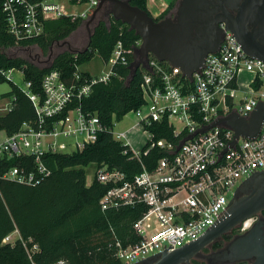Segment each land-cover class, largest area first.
Returning <instances> with one entry per match:
<instances>
[{
  "label": "built area",
  "instance_id": "obj_1",
  "mask_svg": "<svg viewBox=\"0 0 264 264\" xmlns=\"http://www.w3.org/2000/svg\"><path fill=\"white\" fill-rule=\"evenodd\" d=\"M63 1L83 10L77 15L64 13ZM72 1L0 0V17L15 42L25 41L40 37L47 21L73 16L87 20L99 2ZM220 27L224 29L223 24ZM139 45L140 40L135 42L133 53ZM104 64V72L89 77L76 67L69 81L59 70H50L41 78L39 90L25 80L23 68L0 67V83L15 86L28 99L35 116L34 122H22L13 134L0 128V160L20 159L0 175V180L39 185L51 175L47 155L81 152L100 135L109 134L122 147V154L139 166V172L129 177L119 169L91 164L92 174L86 175L85 184L94 181L106 187L99 200L102 210L144 208L132 223L138 241L109 245L121 263L134 264L164 248L171 252L201 235L229 203L237 186L251 175L250 170H264V116L254 139H235L233 129L223 120L213 122L232 112L248 122L257 101L264 102V62L248 56L228 30L223 31L217 51L206 55L203 66L191 78L149 55L145 67H140L143 102L128 112L135 122L122 132L112 130L116 120L106 125L95 112L81 106L94 85L108 83L116 76L117 66L128 64L121 41L116 42ZM15 72L21 75L23 86L13 80ZM10 92L0 94V118L14 107L16 97ZM165 128L171 139H157ZM60 138L65 141L59 142ZM139 138L143 142L136 149L133 141ZM154 149L162 155L145 162ZM149 219L151 224L146 223ZM252 223L250 218L236 228L244 232ZM1 243H19L30 264H39L34 259L38 244L23 238L17 229ZM52 264L69 263L59 259Z\"/></svg>",
  "mask_w": 264,
  "mask_h": 264
},
{
  "label": "trees",
  "instance_id": "obj_2",
  "mask_svg": "<svg viewBox=\"0 0 264 264\" xmlns=\"http://www.w3.org/2000/svg\"><path fill=\"white\" fill-rule=\"evenodd\" d=\"M85 1L72 2L81 4ZM129 3L150 15L147 0H129ZM168 9L154 20L166 17ZM108 11L109 4L104 3L90 23L93 24L90 42L87 37L80 45L81 50L58 53L47 66L10 56L7 51L35 46L46 55L54 43L70 38L73 32L85 24V20L73 16L47 21L40 37L15 42L6 32L5 23L0 17V67L23 68L25 80L32 82L34 90H39L41 78L50 70H59L63 79L69 81L75 68H80L94 56L105 63L116 42L121 41L128 64L117 66L116 76L111 77L106 84L94 85L90 94L81 101L83 110L95 112L103 123L111 125L113 120L118 121L129 111L137 109L143 100L140 90L141 69L138 68L130 77L128 67L133 60L135 42L140 39L128 25L111 16L106 19ZM87 45L88 49L83 51ZM80 73L85 77L90 76L81 70ZM9 94L14 95L16 101L13 109L0 118V128L7 134H13L22 122H34L35 116L30 102L15 86H11ZM169 134V129L165 128L157 135V139H171ZM161 155L162 152L154 149L144 161ZM18 161L19 158L0 160V175ZM46 164L51 175L39 185L25 186L0 180V264H30L19 243L13 246L1 243L14 229L23 238H31L38 244L39 253L34 259L39 264H52L59 259H65L69 264H122L109 245L114 241H120L123 246L138 241L132 223L141 216L144 208L136 206L102 210L99 200L106 187L94 181L86 186V168L91 164L97 167L107 165L130 177L139 172V166L122 154V147L109 134L100 135L95 144L85 147L81 152L49 154Z\"/></svg>",
  "mask_w": 264,
  "mask_h": 264
},
{
  "label": "water",
  "instance_id": "obj_3",
  "mask_svg": "<svg viewBox=\"0 0 264 264\" xmlns=\"http://www.w3.org/2000/svg\"><path fill=\"white\" fill-rule=\"evenodd\" d=\"M104 3L109 4L108 15L128 25L140 39V45L133 53L137 55V60L128 66L130 77L138 68L145 67L148 56L152 55L160 62L178 67L184 76L191 78L203 66L206 55L217 51L224 30L233 34L248 56L264 62V0H178L174 15L158 21L146 11L132 6L129 0H99L95 10L85 20L86 28ZM220 24L224 25V29ZM90 38L91 33L88 34L89 42ZM87 49L88 45L83 51ZM263 116L264 102L257 101L248 122L233 112L213 122L223 120L233 129L235 139L238 136L254 139L261 128ZM207 127L198 131L203 132ZM250 172L251 175L237 186L217 219L201 235L171 252H166L164 248L134 264L188 263L193 255L216 238L264 211V170ZM262 226L263 221L258 220L246 233L235 238L230 243L228 257L254 255L258 264H263Z\"/></svg>",
  "mask_w": 264,
  "mask_h": 264
},
{
  "label": "rangeland",
  "instance_id": "obj_4",
  "mask_svg": "<svg viewBox=\"0 0 264 264\" xmlns=\"http://www.w3.org/2000/svg\"><path fill=\"white\" fill-rule=\"evenodd\" d=\"M172 6L170 5V8L168 9V12L166 16H168L169 13H174L176 6H177V1L171 0ZM170 3V4H171ZM70 4L67 3V1L61 2V7L64 13L67 14H79L82 10V6H69ZM166 9V10H167ZM152 18H158L159 16H155L153 14V11L150 12ZM109 18V15H106V19ZM93 24H89L88 28H86L85 24L80 26L75 32L71 34L70 38H67L64 41H60L58 43H54L51 48L49 53L44 55L37 47H28V48H13L9 49L7 51V54L10 56L14 57H21L24 58L36 65L39 66H47L51 60L60 52L63 51H68V50H81L80 45H83V42L87 40L88 34L91 33L90 31L92 30ZM137 60V55L133 54V60ZM105 64L97 57L94 56L91 58L90 61L82 64L80 66V70L82 72H86L90 75H97L100 74L101 72H104L106 70ZM13 80L18 84L23 86L22 78L21 75L18 73L13 74ZM11 89V85L8 82H2L0 83V94L8 92ZM134 117L131 113L126 114L123 116L119 121L115 123L113 126V131L114 132H122L127 129H129L133 124H134ZM64 139H59V142H64ZM143 142V138L136 139L133 141V145L136 149L140 148ZM92 174V167L90 165L86 168V175H91ZM146 223L151 224V220H147Z\"/></svg>",
  "mask_w": 264,
  "mask_h": 264
},
{
  "label": "flooded vegetation",
  "instance_id": "obj_5",
  "mask_svg": "<svg viewBox=\"0 0 264 264\" xmlns=\"http://www.w3.org/2000/svg\"><path fill=\"white\" fill-rule=\"evenodd\" d=\"M174 13H169L168 16H173ZM258 220L263 221L262 226V235H264V211L259 213L253 218V226ZM247 231V230H246ZM244 232H240L237 228L232 229L231 231L222 234L218 238H216L212 243L201 249L195 255H193L188 263H180V264H258V259L254 255H250L248 257H237V258H229L230 254L229 246L230 243L240 236H242ZM264 246V243L262 244ZM236 255H240L237 253ZM123 264V263H122ZM145 264V263H142ZM264 264V263H263Z\"/></svg>",
  "mask_w": 264,
  "mask_h": 264
},
{
  "label": "crops",
  "instance_id": "obj_6",
  "mask_svg": "<svg viewBox=\"0 0 264 264\" xmlns=\"http://www.w3.org/2000/svg\"><path fill=\"white\" fill-rule=\"evenodd\" d=\"M171 0H147V10L153 11L155 16H160L169 7ZM151 15V13H150Z\"/></svg>",
  "mask_w": 264,
  "mask_h": 264
}]
</instances>
